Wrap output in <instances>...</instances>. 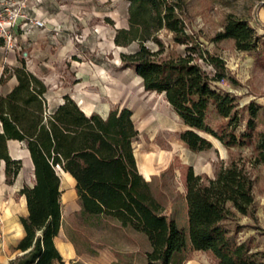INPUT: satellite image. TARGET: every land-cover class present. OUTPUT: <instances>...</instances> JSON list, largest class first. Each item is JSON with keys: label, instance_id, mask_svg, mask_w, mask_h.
<instances>
[{"label": "trees", "instance_id": "obj_1", "mask_svg": "<svg viewBox=\"0 0 264 264\" xmlns=\"http://www.w3.org/2000/svg\"><path fill=\"white\" fill-rule=\"evenodd\" d=\"M128 1V26L116 28L114 42L128 46L136 41L138 47L120 52V67L134 68L145 90L164 94L187 126L179 138L191 150L210 148L214 137L230 151L228 160L216 163L213 175L197 173L192 165L187 169L185 199L192 249L209 253L218 264H264V250H253L252 237H240L245 227L263 228L253 169L264 163V131L256 123L264 103L252 100L240 107L235 94L218 86L223 79L237 80L221 56L199 47L198 34L187 31L180 16L187 12L185 0ZM164 28L175 43L187 44L185 54L165 51L159 36ZM222 38L233 39L242 50L256 48L260 39L249 20L233 13L217 34V40ZM150 41L156 46L148 45ZM20 62L0 77L1 83L11 75L17 80L10 91L0 93V163L4 161L5 181L13 183L23 166L22 158L10 155V139L25 144L34 174L33 184L24 183L18 191L26 199L28 213L20 216L24 234L15 245L19 254L12 264H64L54 241L62 214L58 167L74 177L83 214L110 217L145 233L151 245L145 251L147 264H171L177 224L156 197L153 178L147 180L138 169L133 145L138 129L132 109L87 113L68 93L51 109L48 85L27 68L24 59ZM210 111L221 119L215 126L208 120ZM243 119L245 128L238 133ZM241 147H250V153ZM242 217L253 222H243Z\"/></svg>", "mask_w": 264, "mask_h": 264}, {"label": "rangeland", "instance_id": "obj_2", "mask_svg": "<svg viewBox=\"0 0 264 264\" xmlns=\"http://www.w3.org/2000/svg\"><path fill=\"white\" fill-rule=\"evenodd\" d=\"M25 2V10L43 16L46 25L32 34L33 39L23 37L20 40L21 48H16L17 62L15 65L6 64L1 69L2 73L8 75L24 59L27 68L48 85L47 102L51 109L63 101L66 93L77 102L84 100V103L80 102V106L88 105L103 113L105 109L112 107L131 108L133 120L139 128L133 145L137 154L142 153L148 158L156 156L149 160L151 164L154 163L156 171L153 189L156 197L164 203L165 213L174 218L177 224L176 252L171 264H218L209 253L192 249L185 199V176L191 165L197 173L207 172L213 175L216 163L220 159L228 160L230 151L214 137H211L213 145L210 148L191 150L179 138V132L187 126L164 94L145 90L142 78L134 68L120 67V52L138 47L136 41L128 46L116 45L114 42L116 28L128 26L129 1ZM185 9L186 14L180 16L185 19L187 31L198 34L199 47L221 56L229 72L237 80L232 82L223 79L217 83L218 86L235 94L240 107L252 100L263 104L264 0H185ZM229 13L249 20L260 37L256 48L242 50L236 47L231 38L216 39L218 32L224 29ZM159 36L165 43V51L173 50L182 54L187 52V44L175 43L167 29H162ZM148 45L156 46L152 41ZM199 62L208 70L214 71L213 66L206 61L200 59ZM0 90H4V87ZM241 114L245 118L247 110L243 108ZM208 120L213 126L221 121L213 111L209 112ZM256 123L257 129L264 131L263 109L257 113ZM244 128L243 119L237 132H242ZM8 147L11 155L22 158L23 166L15 181L7 183L3 163H0V264H12L19 254L15 245L21 238L20 216H26L28 212L23 208L26 199L18 191L24 183L34 182L33 164L25 144L19 140H11ZM241 149L247 153L251 150L250 147ZM58 170L61 172V168L58 167ZM253 175L254 193L260 209L263 204L261 201H264V163L253 169ZM61 188L65 197L77 198L75 183L63 178ZM113 221L109 217L106 221L98 220L94 223L92 235L96 241L100 239L97 230L101 228L110 231L105 233L103 241L119 238L117 232H111L115 229ZM242 221L253 222L248 217H242ZM240 235L252 237L253 250H264V227H245ZM125 239L128 245L134 247L132 253L135 258L132 264H147L144 253L151 245L145 233H130ZM60 246L62 247L61 243ZM256 246L262 248L255 249Z\"/></svg>", "mask_w": 264, "mask_h": 264}, {"label": "crops", "instance_id": "obj_3", "mask_svg": "<svg viewBox=\"0 0 264 264\" xmlns=\"http://www.w3.org/2000/svg\"><path fill=\"white\" fill-rule=\"evenodd\" d=\"M34 32H36V30L30 32H21L19 30L17 49L21 48V41H22L21 39L23 37H26L27 39L28 38L33 39L34 37L32 36V34ZM30 43L32 44V42H29V44ZM16 62H17L16 48L9 49L4 44H0V77L2 75L1 69L6 64L15 65ZM16 82L17 80L15 75H11L10 78L3 83L0 82V89L4 87V90L2 91L0 90V93H6L10 91L13 88V86L16 84ZM78 103L80 105V102ZM82 108L87 113H90L95 110L102 115H106L109 111V109L107 110L104 108L105 110L103 113L100 110L92 109V107L88 105H85V107ZM11 140L17 141V139H10L8 143ZM134 153L136 156V161L140 173L147 180H152V178L156 175V171L153 165L154 163L151 164L149 160L150 158L152 159V157L155 158L156 156L154 155L148 158L142 153L137 154L135 146H134ZM11 156L16 158H21L19 156H14V155ZM2 163L4 166L3 161ZM61 201H62L61 225L58 234L55 235L54 237V241L63 256L64 264H132L134 263L132 262L133 258H135L132 253L134 247L133 246L131 247L126 243L125 236L129 235L130 233H137V231L124 227L118 221L114 220L112 223L115 226V229H113L111 232L113 231L117 232L119 238L117 240H110L108 242L103 241L102 238L105 237L104 236L105 233H109L110 231L101 228L97 230L98 234L100 235L99 237L100 239L96 241L92 235L94 233V229L92 226H94V223L96 221L98 220L106 221L108 220V218L102 215L94 216V215L83 214L82 207L78 202V196L77 198L73 197L72 199H69L65 197L64 191H62ZM261 203L263 204H261L260 209H258V217H259L260 225L264 227V201H261ZM22 236L23 234H21V237ZM240 237H242V239L246 238V236L243 237L241 235ZM96 242L98 243V245H95L97 244ZM60 243L62 244V247L60 246ZM254 248L258 249L262 247L256 246Z\"/></svg>", "mask_w": 264, "mask_h": 264}, {"label": "built area", "instance_id": "obj_4", "mask_svg": "<svg viewBox=\"0 0 264 264\" xmlns=\"http://www.w3.org/2000/svg\"><path fill=\"white\" fill-rule=\"evenodd\" d=\"M25 5V0H0V38L9 49L17 48L19 30L30 32L46 25L44 17L26 11Z\"/></svg>", "mask_w": 264, "mask_h": 264}, {"label": "bare ground", "instance_id": "obj_5", "mask_svg": "<svg viewBox=\"0 0 264 264\" xmlns=\"http://www.w3.org/2000/svg\"><path fill=\"white\" fill-rule=\"evenodd\" d=\"M81 102V104L83 103V100L82 101H80ZM60 173V176H61V180L63 181V178L66 180V181H69V182H71V183H75V179H74V177L69 173V172H66V171H64V170H62V168H61V172H59ZM24 210L26 211V212H28V209H27V206L26 205H24ZM20 233L21 234H23V232H22V230L20 229Z\"/></svg>", "mask_w": 264, "mask_h": 264}, {"label": "water", "instance_id": "obj_6", "mask_svg": "<svg viewBox=\"0 0 264 264\" xmlns=\"http://www.w3.org/2000/svg\"><path fill=\"white\" fill-rule=\"evenodd\" d=\"M13 158H16V157H13ZM4 162V161H3Z\"/></svg>", "mask_w": 264, "mask_h": 264}]
</instances>
